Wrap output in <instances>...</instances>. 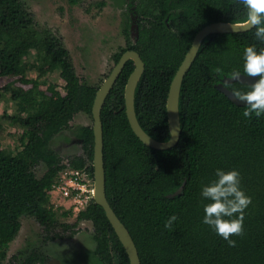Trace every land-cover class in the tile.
Returning <instances> with one entry per match:
<instances>
[{"label": "trees", "instance_id": "1", "mask_svg": "<svg viewBox=\"0 0 264 264\" xmlns=\"http://www.w3.org/2000/svg\"><path fill=\"white\" fill-rule=\"evenodd\" d=\"M81 0H70L78 3ZM135 3L138 35L124 26L126 45L112 54L117 63L134 48L145 61L138 82L135 108L140 124L153 137L171 136L167 99L172 79L191 47L195 34L214 21L247 20L240 0H130ZM264 48L255 28L208 35L186 73L180 94L181 137L167 149L143 142L126 111L125 86L135 68L129 59L102 108L106 193L117 215L130 230L141 264H264V115L251 119L217 87L226 75L244 72V49ZM41 62H28L31 50ZM38 70L36 77L28 70ZM219 69V71H217ZM60 72L63 87L42 79ZM15 76L1 90L16 101L8 117L22 127L20 149L14 153L0 142V264L18 235L25 215L42 226L44 240L72 237L81 221H91L96 253L106 264H131L130 256L108 218L95 200L62 221L50 200L51 186L69 164L85 166L94 174L93 125L80 126L82 150L64 162L51 147L53 138L68 127L75 113L91 116L100 85L83 81L62 35L39 28L34 12L24 0H0V76ZM234 91L246 92L252 84L227 82ZM0 128H3L0 122ZM45 163L38 176L36 168ZM236 169L240 187L251 197L245 209L244 235L233 236L234 247L203 223L204 184L216 179V169ZM184 183L180 194L170 195ZM176 215L171 229L165 221ZM47 254L32 248L21 264H37Z\"/></svg>", "mask_w": 264, "mask_h": 264}, {"label": "rangeland", "instance_id": "2", "mask_svg": "<svg viewBox=\"0 0 264 264\" xmlns=\"http://www.w3.org/2000/svg\"><path fill=\"white\" fill-rule=\"evenodd\" d=\"M34 12L39 28H48L62 35L70 49L77 72L83 81L101 85L115 65L112 54L120 46L126 45L124 26L129 22L132 37L135 38L137 22L135 3L130 0H81L72 3L70 0H24ZM28 62H41L37 50L30 51ZM28 75L36 77L38 70L30 68ZM15 76H0V87L14 79ZM42 79L57 82L63 87L64 80L60 72H50ZM62 89V88H61ZM0 94V142L16 153L20 147L22 127L13 123L8 117L16 112V101L9 92L1 90ZM90 114L79 111L75 113L68 127L59 132L51 141V147L67 161L82 148L79 128L82 125H93ZM46 164L36 168L38 176L43 175ZM62 212V209H58ZM62 221L74 222L72 214L60 213ZM22 226L18 235L11 241L7 257L2 264H21L22 259L32 248L43 250L47 254L45 262L37 264H106L96 253V240L93 236L91 221H81L72 236L44 240V231L38 221L29 215L21 218Z\"/></svg>", "mask_w": 264, "mask_h": 264}, {"label": "water", "instance_id": "3", "mask_svg": "<svg viewBox=\"0 0 264 264\" xmlns=\"http://www.w3.org/2000/svg\"><path fill=\"white\" fill-rule=\"evenodd\" d=\"M137 25V24H136ZM251 29L248 27L247 20L240 22L231 21H214L208 23L202 27L194 36L191 47L188 49L183 61L181 62L179 68L177 69L168 94L167 99V109L168 118L171 130V136L168 140H159L149 134L143 126L140 124L136 108H135V94L138 82L145 70V61L143 60L141 54L138 50L134 48L127 49L123 52L119 61L114 65L108 76L105 78L103 83L99 86L95 100L93 103L92 114H93V128L95 135L94 144V177H95V188H94V200L101 204L106 211L108 218L110 219L112 225L114 226L119 238L123 242L128 254L130 256L131 264H141V259L139 255V250L136 242L125 223L120 219V217L115 212L111 203L107 198L106 193V171H105V161H104V135H103V122H102V108L104 106L105 100L113 88L115 82L123 71L127 61L133 59L135 61V68L130 74L127 84L125 86V99H126V111L129 117L130 123L132 125L135 133L141 138L146 144L153 146L158 149H167L175 146L181 137L182 127L179 112L180 94L181 87L184 77L188 70L191 68L198 51L204 41V39L214 32H237L245 31ZM138 35V25L137 31L135 33ZM240 78L234 79L231 75H226L223 77L222 81L217 84V87L227 94L230 99H232L236 104L243 105L246 104L244 101H240L233 96L234 90L229 88L226 83L232 81H241L253 84L255 79L248 77L245 73L239 72ZM184 183L170 195L180 194L183 190Z\"/></svg>", "mask_w": 264, "mask_h": 264}, {"label": "clouds", "instance_id": "4", "mask_svg": "<svg viewBox=\"0 0 264 264\" xmlns=\"http://www.w3.org/2000/svg\"><path fill=\"white\" fill-rule=\"evenodd\" d=\"M247 10L248 27L255 28L256 40L264 43V0H240ZM244 72L248 77L257 78L250 90L233 92V96L246 102L242 115L251 119L253 114L259 118L264 115V48L259 50L255 46L244 49ZM219 71V69H217ZM231 77L239 79V72L231 73ZM216 179L204 184L201 197L208 201L203 205V223L211 227L216 234L228 241L234 247L236 241L233 236L244 235L245 209L252 203L240 187V173L236 169H216ZM178 219L171 215L165 221V228L171 229Z\"/></svg>", "mask_w": 264, "mask_h": 264}, {"label": "built area", "instance_id": "5", "mask_svg": "<svg viewBox=\"0 0 264 264\" xmlns=\"http://www.w3.org/2000/svg\"><path fill=\"white\" fill-rule=\"evenodd\" d=\"M94 188L95 177L87 166L76 168L66 164L52 183L50 200L55 208L76 217L94 200Z\"/></svg>", "mask_w": 264, "mask_h": 264}, {"label": "flooded vegetation", "instance_id": "6", "mask_svg": "<svg viewBox=\"0 0 264 264\" xmlns=\"http://www.w3.org/2000/svg\"><path fill=\"white\" fill-rule=\"evenodd\" d=\"M116 64V63H115ZM114 67V66H113ZM112 70V69H111Z\"/></svg>", "mask_w": 264, "mask_h": 264}]
</instances>
